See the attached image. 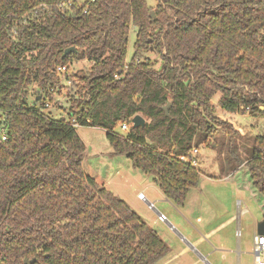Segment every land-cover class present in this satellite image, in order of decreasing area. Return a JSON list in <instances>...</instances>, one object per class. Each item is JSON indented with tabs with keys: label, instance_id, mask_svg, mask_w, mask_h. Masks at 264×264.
<instances>
[{
	"label": "trees",
	"instance_id": "1",
	"mask_svg": "<svg viewBox=\"0 0 264 264\" xmlns=\"http://www.w3.org/2000/svg\"><path fill=\"white\" fill-rule=\"evenodd\" d=\"M63 80L74 89L66 118L27 103L30 86ZM216 93L223 112L264 116V0H0V264H159L169 247L158 232L84 174L75 124L103 129L113 153L180 207L199 180L181 159L196 135L228 145ZM232 144L225 168L244 164L264 197V135L245 159Z\"/></svg>",
	"mask_w": 264,
	"mask_h": 264
},
{
	"label": "rangeland",
	"instance_id": "2",
	"mask_svg": "<svg viewBox=\"0 0 264 264\" xmlns=\"http://www.w3.org/2000/svg\"><path fill=\"white\" fill-rule=\"evenodd\" d=\"M146 3L148 7H153L156 4V0H146ZM135 31L136 28L131 25L128 32L126 60L130 59L133 52ZM87 67L88 63L83 60L78 63H73L70 71L81 72L80 70L86 69ZM63 82L64 80L62 81V85ZM67 86L59 88L52 95L46 94L44 96L43 94H41L42 96L39 95L42 89L35 87V85L30 86L27 103L31 105L33 104V100L36 99L35 105L41 107L44 113H50L54 118H66L67 108L69 106L68 99L74 92V89L70 85ZM219 96V93H216L212 102L214 104L215 114L228 122L226 124L227 129L221 126L218 128H221L225 133L224 141H229L228 145L221 146V135H218V139L217 136L214 138L209 137L213 141L212 145H205L201 139V135L199 133L196 135L194 145L198 147L197 170L201 175L207 174L218 177L224 171L222 169L224 165V152L227 151L226 154L228 155L229 148L233 145V142L237 145L243 159H245L248 156L245 147H251V138L256 135H264V116H253L249 111L245 113L241 111L223 112L216 106ZM40 101L44 103L48 102L49 107L43 106ZM229 125L230 127H228ZM230 128L232 130H228ZM76 132L85 145L82 159L84 174L94 179L99 186L106 187L123 199L143 221L158 232L169 247V252L165 258L171 255L173 251H176L181 244L180 241L183 243L182 239L174 231L175 225L170 223L171 212L176 210L177 207L170 201L159 197L153 188V186L155 187L152 182L153 176L133 167L131 161L125 155L114 154L103 129L91 126H78ZM116 132L125 135V132L119 128L116 129ZM229 175L232 176L233 182L236 183V187L241 191L239 198L244 201L243 207L246 205L253 214L257 212L259 218L264 217V197L252 187L247 167L242 164ZM142 191H144L143 193L146 199L153 202L152 208L148 206L146 201L137 197V194ZM192 191L196 194L198 192L197 190ZM156 199L157 201H155ZM157 212L165 215L168 218V223L172 227H169L165 221H159ZM244 229L245 224L243 223V231H241L243 238L245 234ZM183 258H180L174 264H182V261H184Z\"/></svg>",
	"mask_w": 264,
	"mask_h": 264
},
{
	"label": "crops",
	"instance_id": "3",
	"mask_svg": "<svg viewBox=\"0 0 264 264\" xmlns=\"http://www.w3.org/2000/svg\"><path fill=\"white\" fill-rule=\"evenodd\" d=\"M222 169L218 177L199 172L197 186L190 189L184 204L171 212L170 223L175 225L174 231L183 243L179 240L178 249L159 264H174L183 257L182 264H253V237L257 223L264 217L259 218L246 205L243 207L241 191L229 175L233 171L225 165ZM192 190H197V194ZM165 222L172 227L166 217Z\"/></svg>",
	"mask_w": 264,
	"mask_h": 264
},
{
	"label": "built area",
	"instance_id": "4",
	"mask_svg": "<svg viewBox=\"0 0 264 264\" xmlns=\"http://www.w3.org/2000/svg\"><path fill=\"white\" fill-rule=\"evenodd\" d=\"M65 71H66V67H64V66L57 67V72L58 73L63 74ZM67 85L71 86V82L69 80H64L62 87L63 86L68 87ZM58 90H59V88H58ZM58 90H56V91H58ZM40 91H42L39 94L40 96H42L41 94H43V96L46 95V94L47 95L48 94L52 95V94H54L56 92L55 90L54 91H52V90H40ZM35 100L36 99H34L33 102H36ZM40 102H42L43 106L49 107V103L48 102H47L48 104L46 102L44 103L43 101H40ZM75 126L78 127V124H75ZM121 129L123 131L128 130V128H127V126L125 124H123L121 126ZM197 154H198V148L197 147H193L191 149L190 154L188 156L181 157V159L184 162H187L188 164H190V165H192L194 167H197V165H198ZM137 197L139 199L147 202L146 197H145V195L142 192H139L137 194ZM148 206L150 208H152L153 204L149 203ZM158 220L159 221H165V216L162 215V214L158 215ZM252 254H253V264H264V236L263 235H259V234H255L254 235V237H253V246H252Z\"/></svg>",
	"mask_w": 264,
	"mask_h": 264
},
{
	"label": "water",
	"instance_id": "5",
	"mask_svg": "<svg viewBox=\"0 0 264 264\" xmlns=\"http://www.w3.org/2000/svg\"><path fill=\"white\" fill-rule=\"evenodd\" d=\"M150 17L153 18L154 14L153 11H150ZM75 48L74 47H70V48H66L63 52V56L69 54L70 52H74ZM171 106V103H168L166 106L163 107V110L165 112V114H168V110ZM145 123V120L140 116V115H135L132 118V125L133 127H137V126H143ZM150 202L147 201V204L149 205ZM158 215H160L159 212H157ZM256 232L259 235H263L264 236V219L261 220L260 222L257 223L256 225ZM33 260H26L24 261L25 264H30L32 263Z\"/></svg>",
	"mask_w": 264,
	"mask_h": 264
}]
</instances>
